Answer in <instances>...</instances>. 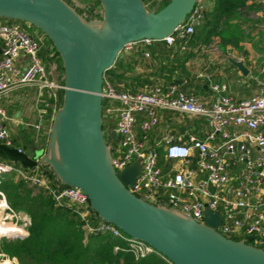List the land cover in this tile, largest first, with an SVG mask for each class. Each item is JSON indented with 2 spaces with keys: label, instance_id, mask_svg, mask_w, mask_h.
<instances>
[{
  "label": "built area",
  "instance_id": "1",
  "mask_svg": "<svg viewBox=\"0 0 264 264\" xmlns=\"http://www.w3.org/2000/svg\"><path fill=\"white\" fill-rule=\"evenodd\" d=\"M207 6L208 0H196L183 23L162 41L172 45L180 40V49L186 50ZM27 26V23L14 21L0 23V99L11 89L25 85L57 89L55 91L62 89V85L48 77L38 53L40 41L31 35ZM158 41L130 42L119 54L126 58L140 49L142 56L147 58L150 46ZM19 55L26 59L24 66L17 63ZM212 88L216 94L210 103H205L175 83L155 82L132 91L130 88L119 89L103 75L100 95L108 104L105 111L108 119L113 118L116 133L111 146V163L117 172L140 158V173L131 192L148 202H162L184 211L197 221H203L205 207L219 210L217 229L221 234L240 239L251 235L250 243L264 250V82L256 94L240 101L219 92L217 85ZM162 112L203 119L207 130L200 136L170 129L148 143L147 133L158 127ZM35 128L39 130V124ZM0 143L12 146L1 108ZM160 150L164 161L169 163L164 168L159 164ZM9 175L29 186L51 190L46 177L0 158V181ZM53 196L57 204L72 206L80 219H86L88 199L80 188L64 187L53 192ZM1 207L12 216L19 213L8 207L0 191ZM24 219L23 233L14 231V236L27 234L30 219L26 214ZM84 228L88 232L102 231L123 240L125 248L114 246V250L129 251L135 259L150 253L159 254L113 224L101 221L91 226L85 223ZM7 234L0 235L10 236Z\"/></svg>",
  "mask_w": 264,
  "mask_h": 264
},
{
  "label": "water",
  "instance_id": "2",
  "mask_svg": "<svg viewBox=\"0 0 264 264\" xmlns=\"http://www.w3.org/2000/svg\"><path fill=\"white\" fill-rule=\"evenodd\" d=\"M101 17L87 19L65 0H0V17L25 22L51 42L61 61L47 64L50 80L61 79L41 153L27 155L0 143V158L23 169L47 167L59 185L80 188L101 221L152 247L171 264H264L253 237L233 239L218 231L219 210L205 207L203 221L162 202H148L130 188L141 168L136 158L119 171L111 163L113 118L103 128L102 82L121 49L143 39L162 41L183 23L196 0H169L147 9L144 0H98ZM243 74L240 61L231 60ZM57 90V89H55Z\"/></svg>",
  "mask_w": 264,
  "mask_h": 264
},
{
  "label": "trees",
  "instance_id": "3",
  "mask_svg": "<svg viewBox=\"0 0 264 264\" xmlns=\"http://www.w3.org/2000/svg\"><path fill=\"white\" fill-rule=\"evenodd\" d=\"M67 1V0H66ZM169 0H144L147 9L161 8ZM247 0H212V6L204 12L203 19L189 39V46L208 44L213 37H218L220 45L237 43L243 39L242 29L232 19L238 17V9L245 7ZM68 2V1H67ZM69 3V2H68ZM83 10L88 13L87 19L101 17L98 0H82ZM76 9V8H75ZM79 13L81 10L76 9ZM24 22L0 17V23ZM28 25V24H27ZM31 35L40 41L39 57L47 69V64L56 61L62 76L61 61L51 42L38 29L27 26ZM160 45L162 55L172 51V46L180 48V40L172 45L164 41L156 42ZM190 54V53H188ZM186 53V55H188ZM142 56L138 49L128 58L119 54L113 64L105 71L104 77L119 89L130 88L136 91L144 85L153 83L148 78H142L132 72V66ZM174 83V82H172ZM59 84L63 85L60 79ZM169 84V83H167ZM62 89L49 96L45 108L41 109V118L48 114L51 117L59 106ZM107 102L102 100L103 128L108 126V116L105 111ZM45 146V145H44ZM44 148V147H43ZM32 156V155H30ZM2 159V158H1ZM18 165V163L13 162ZM29 172H38L49 181L51 190L47 191L37 186H29L21 179H14L12 175L5 176L0 181V191L4 194L8 207L14 212H24L30 219L23 236H0V253L9 259H15L18 264H171L161 255L150 253L135 259L133 253L125 250H114V246L125 248L126 243L109 233L102 231L88 232L84 224L97 225L101 219L87 207L85 220L79 218L72 206L66 203L57 204L53 192L66 187L59 185L54 173L47 167H35ZM233 239H240L233 237Z\"/></svg>",
  "mask_w": 264,
  "mask_h": 264
},
{
  "label": "crops",
  "instance_id": "4",
  "mask_svg": "<svg viewBox=\"0 0 264 264\" xmlns=\"http://www.w3.org/2000/svg\"><path fill=\"white\" fill-rule=\"evenodd\" d=\"M211 6L212 0H208L207 9ZM232 22L239 24L243 33V39L237 46L231 43L220 45L217 40V50L212 51L213 37L208 44L188 45L186 50L172 46V51L165 56L160 53V45L155 42L149 48V57L139 58L132 66L133 74L146 77L153 83L174 82L186 93L198 96L205 103H210L216 94L213 85L236 101L253 96L264 82V0H247L245 7L238 9V17ZM215 38L218 39L217 36ZM231 60L240 61L247 73L243 74ZM17 63L24 66L25 57L19 55ZM55 92L36 85H25L11 89L0 99L3 122L10 134L12 146L29 156L44 149L50 119L48 114L41 118V109L47 110L46 100L54 96ZM36 124H39V130L35 128ZM170 129L204 136L207 125L203 119L162 112L159 114L158 127L147 133V142L158 139ZM159 153V164L164 168L169 163L164 161L161 150Z\"/></svg>",
  "mask_w": 264,
  "mask_h": 264
},
{
  "label": "rangeland",
  "instance_id": "5",
  "mask_svg": "<svg viewBox=\"0 0 264 264\" xmlns=\"http://www.w3.org/2000/svg\"><path fill=\"white\" fill-rule=\"evenodd\" d=\"M67 1L74 8H76L78 10H81L82 11L81 14H83V16H87L88 15V13L83 10L84 5L81 3L82 0H67ZM31 27L33 29H36L33 26H31ZM217 40H219V39H216L214 37V39H213V41L211 43V47H210V49L212 51H216L217 50V45H216ZM107 128H108V126L106 128H104V130L106 131ZM41 152L42 151H40L38 153H41ZM15 214H16L15 216H12V213L7 212L6 209L4 210V208L1 207L0 208V225L15 224L16 226L21 228L23 226V224H24V221H26V219H24L25 213L24 212H19V213H15ZM22 229H23V227L19 231V234H20L21 231H23ZM21 233H23V232H21ZM9 234H10V237H13L15 235V232L9 233ZM0 236H3V235H0ZM0 264H18V263H17V261L15 259H9V258H7L6 256H4L3 254L0 253Z\"/></svg>",
  "mask_w": 264,
  "mask_h": 264
},
{
  "label": "bare ground",
  "instance_id": "6",
  "mask_svg": "<svg viewBox=\"0 0 264 264\" xmlns=\"http://www.w3.org/2000/svg\"><path fill=\"white\" fill-rule=\"evenodd\" d=\"M21 230L20 227L16 226L15 224H4L0 225V234H7L12 232H19Z\"/></svg>",
  "mask_w": 264,
  "mask_h": 264
}]
</instances>
